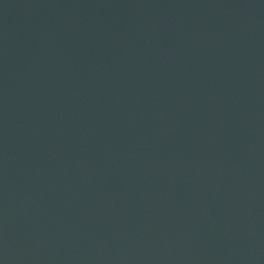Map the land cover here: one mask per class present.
<instances>
[{
	"label": "water",
	"instance_id": "water-1",
	"mask_svg": "<svg viewBox=\"0 0 264 264\" xmlns=\"http://www.w3.org/2000/svg\"><path fill=\"white\" fill-rule=\"evenodd\" d=\"M0 264H264V0H0Z\"/></svg>",
	"mask_w": 264,
	"mask_h": 264
}]
</instances>
